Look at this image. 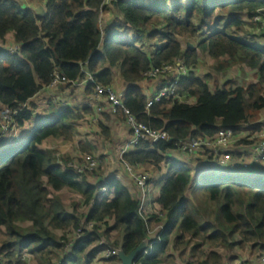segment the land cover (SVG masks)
<instances>
[{
    "label": "trees",
    "instance_id": "16d2710c",
    "mask_svg": "<svg viewBox=\"0 0 264 264\" xmlns=\"http://www.w3.org/2000/svg\"><path fill=\"white\" fill-rule=\"evenodd\" d=\"M106 1L38 0L35 7L29 0H0V45L19 47L18 53L0 50V254L4 264H28L31 257L36 264H89L102 260V239L126 253L148 239L147 250L135 264H230L241 246L247 254L242 264H264L260 259L264 255V175L237 173L234 163L223 167L209 148L188 155L176 149L175 141L144 140L122 158L119 150L112 160L123 179L109 172L105 181L94 180L91 171L79 172L68 153L46 143L74 142L79 122H90L98 115L97 108L88 103L77 108L67 96L62 101L57 96L64 90H57L60 86L47 93L48 109L39 112L36 103L55 72L71 81L62 86L85 80L88 73L95 83L113 86L114 68H119L125 106L140 122L165 130L174 140L213 139L223 129L241 136L255 124L261 127L264 45L249 42L241 32L246 26L257 27L252 15L264 10V0H118L111 5ZM112 11L114 17L101 22L103 12ZM128 29L133 40L126 37ZM198 36L202 37L195 43ZM184 39L192 40L195 48ZM200 52L216 60L217 72L244 65L254 71L256 80L239 84L228 79L221 84L211 73L198 76ZM178 58L186 60L190 72L180 80L175 95L148 107L154 94L143 86L144 73ZM83 89V96L90 99L94 84L89 82ZM55 107L61 108L58 113ZM7 115L11 117L4 119ZM100 115L96 126L106 138L111 137L113 120L126 125L128 141L133 138L121 109L116 113L105 109ZM25 133L29 134L19 140ZM253 143L245 139L234 145L252 148ZM80 148L94 151L87 141H80ZM234 155L242 165L248 161L241 152ZM124 162L150 172L148 187L154 194L143 211L142 193ZM126 178L132 192L122 182ZM101 182L105 193L100 192ZM155 182L163 184L156 190ZM72 193L70 210L65 201ZM85 220L102 225L86 229L84 237L66 249ZM111 260L120 262L118 255Z\"/></svg>",
    "mask_w": 264,
    "mask_h": 264
},
{
    "label": "built area",
    "instance_id": "2783aa9c",
    "mask_svg": "<svg viewBox=\"0 0 264 264\" xmlns=\"http://www.w3.org/2000/svg\"><path fill=\"white\" fill-rule=\"evenodd\" d=\"M25 1V0H23ZM118 0H107L106 5H111L112 2ZM252 22L256 24L257 27L264 29V10L259 9L252 15ZM1 49H9L13 53L19 52V47L16 45H0ZM190 72V68L187 65V62L184 58L175 59L172 62H168L159 67L149 69L144 73L145 82L149 79L156 80L155 87L156 93L153 97H151L148 101V107H151L154 103L162 100L166 97H171L176 94L177 86L182 79V77L188 75ZM71 82L68 78L62 74L61 72H55L53 81L50 84L49 88H56L62 84H68ZM93 83L94 89L93 94L91 95L88 104L91 107H96L98 115L93 117L89 124H87L90 128L95 127L101 120L102 115L100 113L104 112L105 109H109L113 113H116L121 109L123 113L127 117L128 127L133 131V138L127 141L120 147V157L122 158L124 153L127 152L131 147L137 146L141 141L147 140L152 142H158L161 140H166L168 142L175 141L176 149L182 153L193 155L198 153L200 150L211 149V155L216 158V162L223 167H227L234 163L237 166H241V161L237 159L235 155H233L228 147L234 145L238 141L251 139L254 141L252 145V156L249 163L244 164V166L255 165L260 162H264V126L259 127L257 125L256 135H248L244 137V135H236L232 129H223L220 130L218 135L213 138H204V137H190L187 139L174 140L170 137V135L165 130H154L148 127L146 124L140 122L136 116H134L129 108H127L124 104L122 97L124 96V90L121 95H118L113 86L111 85H101L95 83V80L91 74L88 73L87 78L85 80L73 81V85H85L87 83ZM188 102L193 103L194 99L188 100ZM65 104V102H64ZM11 116L7 115L4 119H9ZM8 127H4V131L6 132ZM254 132V133H255ZM251 136V137H250ZM102 160V161H101ZM79 172L84 173L88 171H94L98 168V166L103 162V158L93 157V156H84L81 160H78L76 163ZM126 170L131 175L133 181L138 186L140 192L142 193V204L141 210L145 208L147 203L149 204L152 200L151 197V189L148 187V181L150 178V172L143 170L140 166L133 167L129 163L124 162ZM103 181H105V177H103ZM100 183V192L105 193L106 187ZM94 204V201L91 202V205ZM101 226L96 222L83 221L80 229L73 234V237L70 242L66 244V249L70 248L72 243L81 239L85 235L86 229L90 230L95 228V226ZM159 230L163 229V226L158 227ZM100 246H104L102 251V255L105 254L106 258L109 259L114 255H117V250H114L108 245V241L102 239L100 241ZM147 250V249H146ZM145 250V251H146ZM236 252L238 256L232 261L230 264H242L243 259H247V254L244 257H240L241 250L239 247L236 248ZM261 262L264 263V255L260 258ZM0 264H4V259L0 254Z\"/></svg>",
    "mask_w": 264,
    "mask_h": 264
},
{
    "label": "rangeland",
    "instance_id": "374dc122",
    "mask_svg": "<svg viewBox=\"0 0 264 264\" xmlns=\"http://www.w3.org/2000/svg\"><path fill=\"white\" fill-rule=\"evenodd\" d=\"M111 17H114V11L106 13L103 12L102 14V21H106V19H110ZM125 26V25H124ZM103 27V26H102ZM155 26H152L150 28L154 29ZM127 34L129 33V36H126L127 39L133 40V33L132 31H130V29L127 30L126 32ZM242 34L246 35V37L250 40H248L249 42L253 43V44H260V45H264V29H261L260 27H248L246 26L244 28V32H241ZM144 37V36H143ZM202 36H198L197 38H195V43H197ZM146 40V39H145ZM189 41L190 43H192L190 39H184V43L186 41ZM194 41V40H193ZM193 44V43H192ZM195 46V45H194ZM199 61L197 66L195 67V73L198 76H205L209 73L213 74L215 76L216 79L219 80V82L221 84H223L225 81H227L228 79H234L236 80L239 84L242 83H249V82H253L256 80L255 78V74L254 71L249 69L248 67L244 66V65H235L233 68H231L229 71H227L226 73H222V72H217L215 69L216 66V60L213 59L212 57H210L208 54L200 52V56H199ZM156 81V80H154ZM153 82V79H149L148 81H146L145 84V88L147 89L149 86V84H151ZM144 86V85H143ZM59 87V86H58ZM60 87H62L61 93H59L57 96L61 98V100H66V98H64V96H67L68 102L72 103V104H76L77 108H81L83 106H85L88 103L87 98H85L83 96V92H84V85H65L62 86L60 85ZM113 88L115 90V92L118 95L122 94V91L124 90V80L122 78V76L120 75L119 72V68H114V83H113ZM151 88V87H150ZM73 89V91L71 90ZM149 93H152V89H149ZM148 93V94H149ZM49 94V93H48ZM45 91L43 93H41L38 98L36 99V103H39L40 108H39V112H43V108L48 109L49 106V102H48V97H50ZM56 95V94H55ZM124 97V96H123ZM122 97V99H123ZM59 98V99H60ZM60 107H55L54 109V113H58L60 111ZM55 115V114H53ZM4 122V120H3ZM89 122V121H88ZM88 122L87 120H83L81 122H79V124L77 125V136H76V140L74 142H65V141H50L47 142L46 145H57L60 149L62 153H68L72 158L73 161L72 163L74 164V166L77 167V165L79 164L76 163L78 160H81L82 157L84 156H93V157H100V158H104L102 157L103 155H105L106 159L103 160V162L98 166L101 167L100 169H98V171L95 172H91L93 175H95L96 177H94V180H99L102 177H106L108 176L109 172L110 173H118V177L120 179H123L122 177L123 174L121 173V171H118L119 168L115 167V163L114 161H112L119 153L120 147L122 146V142L124 143L128 138L124 135L125 134V128L126 125L124 123H121L117 120H113L110 123L111 126V137L110 138H106V136H104L101 133V130L99 128V126L93 130H88ZM264 123V110L261 112V123ZM1 123V121H0ZM6 126V124H2V127L4 128ZM36 125H34L32 127L31 130H33L35 128ZM261 126H264V124H262ZM255 127H257V124H255ZM256 128H250L248 131H246L243 135L244 137H247L248 135H256L255 132ZM4 131V130H3ZM19 131V130H18ZM255 132V133H254ZM19 133V132H18ZM16 132V135L18 134ZM5 134V132L3 133ZM1 135V139L2 136ZM15 134V132L13 133ZM29 133H25L23 134L19 140L23 141L26 136ZM123 136V137H122ZM251 137V136H250ZM249 141L254 142L251 139H248ZM80 141H84V142H89L93 147H94V151L93 153H86L83 152L80 148ZM20 142V141H19ZM247 147H250V145ZM113 150V151H112ZM102 161V160H101ZM246 164V163H245ZM143 170H145V168L147 167H141ZM148 169V168H147ZM147 171V170H146ZM149 172V171H148ZM163 183H158L155 182L152 186L156 189L159 188L160 185ZM75 196L74 193L71 194V197L68 198L65 202L66 206L68 207V209H72V199ZM203 198V197H199L198 199ZM199 209L204 210V208L199 207ZM208 212L212 215L213 214V210L209 209ZM24 225H28L27 223H25ZM241 250V255L240 257H244L246 252L245 249L240 248ZM250 251V250H249ZM102 251L99 253V255L101 256V259H94L91 263L89 264H116L115 262H112L111 258L107 259L105 254H101ZM235 252L233 251V253L231 254V256H233ZM226 254H229L228 252ZM28 259V258H27ZM29 260V259H28ZM105 260V261H104ZM234 260H230L229 262L231 263ZM28 264H36L34 258H30ZM77 264H84V261L78 262Z\"/></svg>",
    "mask_w": 264,
    "mask_h": 264
},
{
    "label": "crops",
    "instance_id": "0c3cea01",
    "mask_svg": "<svg viewBox=\"0 0 264 264\" xmlns=\"http://www.w3.org/2000/svg\"><path fill=\"white\" fill-rule=\"evenodd\" d=\"M30 1V4H33V5H35V7H36V4L38 3V0H29ZM40 3V2H39ZM38 3V4H39ZM101 22H102V18H101ZM155 83H156V81H154L153 80V85H149L150 87H151V89H152V93H150V95H153V94H155L156 93V87H155ZM144 86H145V84H144ZM150 87H148V89L150 88ZM53 89L54 88H52V89H47L45 92L46 93H48L49 91L51 92H53ZM61 89V87H59L57 90H60ZM56 90V91H57ZM42 92H44V91H42ZM41 94V93H40ZM39 94V95H40ZM38 95V96H39ZM38 96L36 97V99H39L38 98ZM89 100V99H88ZM118 121V120H117ZM119 122H121L122 123V121H119ZM89 127V126H88ZM96 127H93V128H90L89 127V129L88 130H93V129H95ZM128 141V140H127ZM127 141H125V143L127 142ZM124 143V144H125ZM228 150H230L232 153H233V155L234 154H236V153H239V152H241L242 154H243V156H246L247 157V159H248V161L246 162V163H249L250 162V160H251V156H252V148L251 147H247V145H231V146H229L228 147ZM241 166H244V165H241ZM241 166H237L236 165V168L234 169L235 170V172H237V173H242V174H246V175H251V176H255V175H264V162H260V163H258L257 165H254V166H252V165H250V166H244V167H241ZM127 179V178H126ZM127 187H129V189L131 190V192L133 191L132 189V185L130 184V182L128 181V179L127 180H125V181H122ZM153 189H151V197L153 198V194H154V192L152 191ZM157 190V189H156ZM155 189H154V191H156ZM148 204V203H147ZM150 205V204H149ZM121 262H118V263H116V264H120Z\"/></svg>",
    "mask_w": 264,
    "mask_h": 264
},
{
    "label": "water",
    "instance_id": "95a60500",
    "mask_svg": "<svg viewBox=\"0 0 264 264\" xmlns=\"http://www.w3.org/2000/svg\"><path fill=\"white\" fill-rule=\"evenodd\" d=\"M190 48H195L194 44L188 43ZM149 240L144 239L132 252L126 253L123 248L117 249V255L120 259V264H135L137 258L143 253L147 246H148Z\"/></svg>",
    "mask_w": 264,
    "mask_h": 264
}]
</instances>
